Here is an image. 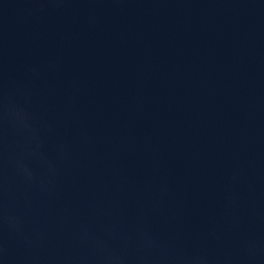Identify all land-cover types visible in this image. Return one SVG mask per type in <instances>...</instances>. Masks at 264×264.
Wrapping results in <instances>:
<instances>
[{"label":"water","instance_id":"95a60500","mask_svg":"<svg viewBox=\"0 0 264 264\" xmlns=\"http://www.w3.org/2000/svg\"><path fill=\"white\" fill-rule=\"evenodd\" d=\"M0 264H264V0H0Z\"/></svg>","mask_w":264,"mask_h":264}]
</instances>
